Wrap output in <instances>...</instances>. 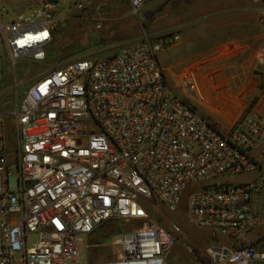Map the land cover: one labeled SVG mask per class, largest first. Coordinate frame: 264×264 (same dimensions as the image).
Here are the masks:
<instances>
[{
	"label": "built area",
	"instance_id": "2783aa9c",
	"mask_svg": "<svg viewBox=\"0 0 264 264\" xmlns=\"http://www.w3.org/2000/svg\"><path fill=\"white\" fill-rule=\"evenodd\" d=\"M151 1L121 0L132 17ZM55 9L43 0L28 17L2 20L0 8V78L3 57L12 67L46 61ZM259 24L264 29V13ZM156 36L102 58L62 61L36 77L10 113L0 112V264H79L82 239L132 222L141 225L111 237L112 261L85 264H166L176 240L187 243L170 218L187 193V216L228 241L204 248L211 264H264V247L248 241L264 227L256 212L264 169L252 157L264 142V116L245 112L219 130L173 92L159 65L157 54L179 35ZM226 85L220 73L197 67L178 82L219 108ZM253 172L247 183L218 181Z\"/></svg>",
	"mask_w": 264,
	"mask_h": 264
},
{
	"label": "rangeland",
	"instance_id": "374dc122",
	"mask_svg": "<svg viewBox=\"0 0 264 264\" xmlns=\"http://www.w3.org/2000/svg\"><path fill=\"white\" fill-rule=\"evenodd\" d=\"M42 1L43 0H32V2L23 0H0V8L3 9L1 18L2 20H11L20 15L28 17V15L40 9ZM197 1L199 0H153L147 4L137 16L132 17L128 14V7L122 3L121 0H58L54 12L57 13L54 40H56L58 44L50 45L46 49V61L35 62L31 59H22L15 61L12 67L9 58L3 57L2 75L0 78V112L6 115L10 113L17 104L19 105L30 83L48 68L67 59L83 57L81 55L82 51H76V49L72 47L67 49L69 51H59L58 48L62 46L68 48L72 45H76V48L82 49L85 47L86 51L84 56H87L89 53L101 50V47L117 46L120 43L134 41L143 36H170L178 33L181 38H185L193 35L194 33L187 34V32L184 31L185 27L192 25L191 22H196L198 20L204 21L215 14L209 13L212 12L213 9L206 6L200 7L202 11L197 8L189 10ZM246 1L249 2L251 9L253 7L258 8L256 20L260 26L259 16L262 14L259 13L264 11V0H258V3L250 2L249 0ZM243 2V0H220L219 8L225 5L235 7ZM78 6L81 7L79 8ZM248 7L246 8L247 10L250 9ZM159 8H161L159 12L148 17V12L156 11ZM260 29L264 33V29L261 26ZM198 32L200 33L203 31L200 30ZM245 44L248 45L247 51H258L257 48L260 41L254 43V45L248 42ZM178 48L179 47L167 48L166 51H160L157 54L160 66L163 60L170 58L173 60L174 55L178 56L177 54L180 52L176 51ZM106 49L108 48L106 47ZM102 56L103 55H97L96 58H102ZM176 56V59L180 57ZM196 62H200V58ZM252 65L256 70H260V67H262V69L260 72L255 71L245 76V81L242 85L239 83L235 84V82L232 83L231 86L233 87L232 89L230 87V92L227 95L228 101H226L227 103L221 108L217 106L210 107L209 105L207 106L201 103L198 96L194 92H191V89H187L186 91L181 90L178 87V82L176 86H172V76L180 71V66L170 68L161 66V68L167 82L169 81V87L173 89V92L178 97L185 100L187 99L188 103L193 105L199 114L211 124L217 126L221 124L227 128L230 127L231 123L237 117L245 112H255L264 116V87L257 77L258 75H263L264 68L257 61L256 57ZM211 68H213L211 69L213 71L215 65ZM203 71L204 69L199 70V72ZM7 119L8 117L5 116L6 123L9 125ZM7 135L9 140L12 139L13 133L10 129L7 130ZM256 175L257 172L241 173L232 177H219L218 181L230 184H243L252 181ZM15 180V175L12 174L9 179L11 191L15 189ZM195 189V187H191L188 192ZM186 198L187 195L184 196L183 202L177 213L170 215V218L177 220L175 222L181 226L183 235L187 240V243H184L183 239H177L176 243H179L185 250L186 248L184 246H189L193 250V254L187 250L190 256H197L201 263H196L194 261L191 263H186L181 260L177 261L178 258L172 254L168 264H207L202 261L207 257L205 258L203 256L205 254L202 253L199 247L206 248L209 243L214 242L210 238L213 236L210 232L198 228L196 223L187 216ZM160 210H162V208L156 203L155 210H152V212L156 216H159L158 211ZM140 225L141 223L137 222L125 225L113 223L111 227H103L86 239H82L78 246L80 252L79 264L97 262L105 257H114L117 248L111 242L110 233L112 231H128ZM205 232H208L210 235L208 239L201 235V233L205 234ZM33 239L34 237L31 236L30 240L32 241ZM198 245L199 247H197ZM15 264L20 263L16 262Z\"/></svg>",
	"mask_w": 264,
	"mask_h": 264
},
{
	"label": "crops",
	"instance_id": "0c3cea01",
	"mask_svg": "<svg viewBox=\"0 0 264 264\" xmlns=\"http://www.w3.org/2000/svg\"><path fill=\"white\" fill-rule=\"evenodd\" d=\"M23 1L32 2V0ZM243 1L244 2L242 4H239L235 7L225 5L222 8H219L220 0H199L191 6L189 10L197 8L200 11H202V9L200 8L201 6L211 7L213 11L209 13L215 14L212 16L213 18L209 17L204 21L198 20L196 22H191L192 25L185 27L184 31L187 32V34L194 33L191 36L181 38L180 35L176 33L177 35H179L180 41L170 48L179 47L176 51H180L177 54L180 57L176 59V55H174L173 60H171L170 58L161 62V66L167 68L174 66L181 67L180 71L172 76V86H176V83L179 82L180 78L183 75L190 73V71L195 67L198 68V71L200 69H204V71H212L211 69L213 68L211 67L215 65V69L213 71L220 73V75L226 80V86L227 88H229V92L230 87L231 89L233 87L231 86L232 83L235 82V84L239 83L242 85V83L245 81V76L255 71L260 72L262 67H260V70H256L252 64L254 63V59L256 57L259 58L264 65V33L260 29V26L258 25L256 20V17L258 16V8L253 7L251 9L249 6V2L246 0ZM249 1L258 3V0ZM247 7L250 9L247 10ZM262 13L263 12L259 14ZM200 30L203 32L199 33L198 31ZM259 41L260 44L257 48L258 51H247L248 45H246L245 43L248 42L254 45V43H257ZM128 42L130 41L120 43L117 46H106L108 49H106V47H101V50L89 53L87 56L96 57L97 55H103L102 57H105L112 55ZM166 49L164 50L166 51ZM199 58L200 62H196ZM257 77L259 82L261 83L264 80V78H262L264 77V73L262 76L258 75ZM167 83L169 84V81ZM185 101H187V99ZM215 126L219 130H227L229 128H225L221 124ZM263 151L264 142L252 152L253 159L259 164L262 169H264V158L262 156ZM256 212L258 215L264 217V199H262L261 197L256 199ZM201 235L206 237L207 239L208 237H210L208 232H205V234L201 233ZM210 238L214 241L212 243H228V241L222 237L213 236ZM248 241L258 246L264 247V227L252 231L248 235ZM212 243H209L208 245ZM197 247H199V245ZM199 249L202 251V253H204L203 247H199ZM172 254L178 258L177 261L181 260L186 263H191L194 261L196 263H201L200 259L197 256L193 255V257H191L189 252L183 249L182 246L176 242L172 247L169 257L166 260V264H168V261ZM203 256L206 258L205 255ZM113 259L114 257H105L97 262H108L112 261ZM202 261L207 264H211L207 258Z\"/></svg>",
	"mask_w": 264,
	"mask_h": 264
},
{
	"label": "trees",
	"instance_id": "16d2710c",
	"mask_svg": "<svg viewBox=\"0 0 264 264\" xmlns=\"http://www.w3.org/2000/svg\"><path fill=\"white\" fill-rule=\"evenodd\" d=\"M54 38H55V32L53 31V41H52V43H51V45H53V44H58L57 43V41L56 40H54ZM74 48V49H76V51H82L81 52V55L83 56V55H85V47L82 49V48H76V45H72V46H70V47H68V48H64L63 46L61 47V48H58V50L59 51H69V50H67V49H70V48ZM61 49V50H60ZM120 232H116V231H112L111 233H110V236L112 237V236H114V235H117V234H119Z\"/></svg>",
	"mask_w": 264,
	"mask_h": 264
},
{
	"label": "water",
	"instance_id": "95a60500",
	"mask_svg": "<svg viewBox=\"0 0 264 264\" xmlns=\"http://www.w3.org/2000/svg\"><path fill=\"white\" fill-rule=\"evenodd\" d=\"M48 4L51 5H56L58 3V0H45ZM161 10V8L157 9L156 11H154V13L159 12Z\"/></svg>",
	"mask_w": 264,
	"mask_h": 264
},
{
	"label": "flooded vegetation",
	"instance_id": "af4514ba",
	"mask_svg": "<svg viewBox=\"0 0 264 264\" xmlns=\"http://www.w3.org/2000/svg\"><path fill=\"white\" fill-rule=\"evenodd\" d=\"M153 14H154V11H152L150 13L148 12V17L151 16V15H153Z\"/></svg>",
	"mask_w": 264,
	"mask_h": 264
},
{
	"label": "bare ground",
	"instance_id": "6f19581e",
	"mask_svg": "<svg viewBox=\"0 0 264 264\" xmlns=\"http://www.w3.org/2000/svg\"><path fill=\"white\" fill-rule=\"evenodd\" d=\"M263 13H264V12H263ZM263 13H262V14H263Z\"/></svg>",
	"mask_w": 264,
	"mask_h": 264
}]
</instances>
